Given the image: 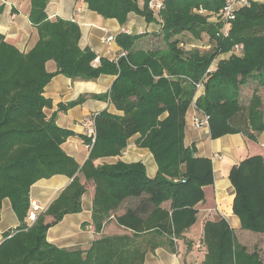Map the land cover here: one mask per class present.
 <instances>
[{
  "label": "trees",
  "instance_id": "trees-1",
  "mask_svg": "<svg viewBox=\"0 0 264 264\" xmlns=\"http://www.w3.org/2000/svg\"><path fill=\"white\" fill-rule=\"evenodd\" d=\"M50 1L30 0V22L39 35L30 52H20L0 34V213L3 201L9 199L20 221L16 230L4 235L0 264H144L149 252L158 248L176 252L180 242L186 246L183 264H264L257 251L249 252L238 241L223 217L206 220L198 240L189 236L200 222L197 206L205 199L204 188L214 183V172L210 159L196 157L195 147L185 145L195 84L220 56L229 53L208 78L195 107L210 117L214 139L242 134L257 141L264 133V93L248 89L251 81L264 88V3L241 9L229 36L221 38L217 33L222 25L209 18L219 13L226 0H164L158 14L166 50L135 51L144 34H120L117 43L128 54L116 62L100 58L95 65L97 54L80 47V26L62 18L49 19ZM85 2L90 11L122 26L131 13L147 23L156 20L149 0ZM185 34L190 39L181 37ZM205 34L212 43L209 50L192 43ZM192 44L195 47L189 48ZM237 45L244 46L241 56L233 53ZM50 61L56 63L57 72L47 71ZM56 75L92 82L104 75L116 77L107 94L82 95L59 105V112H66L95 99L123 112L122 116L108 110L94 115L96 140L92 143L84 136L91 150L82 166L62 148L74 132L58 126L57 113L51 118L45 113L53 107L44 96L45 88ZM242 90L251 93L247 107L240 102ZM136 135L138 146L156 160L155 178L148 177L142 162L97 164L120 157ZM79 174L95 185L92 225L97 234L127 198L147 196L141 208L117 217L130 234L103 236L87 250L60 249L48 242L50 228L65 216L82 212L86 186ZM59 175L72 179L71 184L29 223L32 186ZM229 178L236 194L233 213L242 230L264 236V158H247L231 170ZM168 202L170 208H163Z\"/></svg>",
  "mask_w": 264,
  "mask_h": 264
},
{
  "label": "crops",
  "instance_id": "crops-1",
  "mask_svg": "<svg viewBox=\"0 0 264 264\" xmlns=\"http://www.w3.org/2000/svg\"><path fill=\"white\" fill-rule=\"evenodd\" d=\"M149 1L155 3L164 2V0ZM0 8H3V12L0 15V34L20 52H30L39 40L38 31L29 18L31 11L30 0H0ZM46 13L50 20L62 18L76 22L82 32L81 49L92 50L97 54V59L99 60L100 58H106L116 62L128 54L117 43V37L120 34L134 36L144 33L142 38L136 43L135 51L155 52L168 48V44L162 34L161 20L157 13L156 20L152 23H147L144 18L131 13L123 26L115 19H105L90 11L85 0H51ZM211 20L212 18L210 17L209 22ZM181 37L186 38V36ZM104 38H109L110 41L106 43L103 41ZM194 44L188 47H195ZM230 56L231 53L220 56L215 61V64L218 66L222 59H228ZM47 71L49 73L57 72L56 63L53 61L48 62ZM115 80V76L109 75L101 76L94 82L72 80L64 75H56L45 88L44 96L53 102V107L45 109V113L48 118L57 113L58 126L74 132L75 135L69 138L62 148L80 166L88 160L91 150L84 141L85 129L83 123L85 119L105 110L119 116H122L123 112L118 111L114 105L108 102L95 99H89L84 104L71 108L66 112H59V105L76 101L82 95L107 94ZM248 89H258L261 93H264V88L259 86L258 81H251ZM243 92L246 91L242 90L241 93ZM241 93L240 100L242 99ZM246 95H248L250 102L251 96L249 94ZM194 112L193 106L186 116L185 145L186 147H195L196 157L208 158L212 161L214 183L204 188L205 199L197 206L201 217L200 222L193 228L189 236L198 240L201 237L205 221L215 216L225 218L236 233L242 228L240 219L233 213L236 194L229 178L230 173L234 167L239 166L241 162L249 157L262 156L264 158V133L257 137V141H251L242 134H227L214 139L211 136L210 126L209 128L200 129L193 125ZM139 137V135H136L129 140L120 157L104 158L99 160L97 164H115L118 161L126 164L142 162L146 167L148 177L155 178L158 174V165L153 154L148 149L138 146ZM79 178L81 183L86 186V193L82 198V212L67 215L61 223L50 228L47 234L48 242L60 249L79 248L87 250L94 241L103 236L130 234L129 230L118 224L117 217L124 215L130 209L141 208L147 196L127 198L113 212L102 233L97 234L92 225L95 185L93 182H87L82 174H79ZM71 182L72 179L61 175L40 180L31 188L30 201L38 203L46 211ZM170 205V202L165 203L163 208L169 209ZM0 214L1 245L4 241V235L16 230L20 226V221L9 199L3 201ZM49 221H51L50 218L47 219V222ZM185 253L186 246L183 242H180L176 252L167 248H158L154 252H149L146 255L144 264H183ZM190 257H187L188 261H192Z\"/></svg>",
  "mask_w": 264,
  "mask_h": 264
},
{
  "label": "built area",
  "instance_id": "built-area-1",
  "mask_svg": "<svg viewBox=\"0 0 264 264\" xmlns=\"http://www.w3.org/2000/svg\"><path fill=\"white\" fill-rule=\"evenodd\" d=\"M252 3H264V0H226L225 5L219 11V13L213 14V16L211 17L212 23H216V24L218 23L222 25V28L217 33V36L221 38H227L230 34V31L232 30L233 22L236 20L237 13L243 8L250 7ZM150 8L154 10L159 16L158 13L163 8V3H155L151 1ZM201 13H203V11H201ZM103 41L107 43L110 41V39L104 38ZM243 50H244L243 45H237L235 46L233 53L240 56L242 55ZM98 63H99V59H96L94 61V64L97 65ZM216 71H217V65L214 62L207 70L203 79L199 83L195 84L196 93L193 101L195 112L192 121H193V125L196 128L202 129V128H209L210 126V117L206 115L204 112L198 110L195 107V102L204 93L205 84L208 78ZM83 126L85 129V135L92 141V143H94L96 140L95 116L93 115L85 119ZM88 147L91 148L90 145H88ZM44 211H45L44 208H42L38 203L31 202V209L28 217V222L29 223L35 222L38 219L39 215ZM199 247L200 246L198 245V248Z\"/></svg>",
  "mask_w": 264,
  "mask_h": 264
},
{
  "label": "rangeland",
  "instance_id": "rangeland-1",
  "mask_svg": "<svg viewBox=\"0 0 264 264\" xmlns=\"http://www.w3.org/2000/svg\"><path fill=\"white\" fill-rule=\"evenodd\" d=\"M185 36L186 38L184 39L186 40L190 39L191 37L188 34H185ZM194 43L196 46H199L206 50H209L212 47V43L210 42L209 37L206 34L203 36V39L201 41L199 42L197 41ZM245 91L247 93L246 92L241 93L242 91L240 92L242 94V99L240 101L244 107H247L249 104V99H248V95L246 94H249L251 96V93L248 90H245ZM236 236H237L238 241L248 248L249 252L257 251L260 254L262 260L264 261V236L254 234L249 231L242 230V229L236 232Z\"/></svg>",
  "mask_w": 264,
  "mask_h": 264
}]
</instances>
